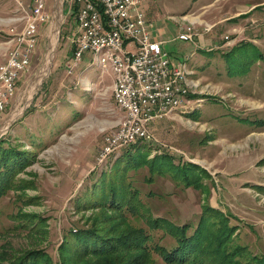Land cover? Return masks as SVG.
<instances>
[{
  "label": "rangeland",
  "instance_id": "374dc122",
  "mask_svg": "<svg viewBox=\"0 0 264 264\" xmlns=\"http://www.w3.org/2000/svg\"><path fill=\"white\" fill-rule=\"evenodd\" d=\"M19 1L0 0V60L12 33L22 28L16 19L23 13ZM46 2L49 17L29 67L0 113L4 144L35 154L13 178L23 189L0 198V249L43 248L58 261L67 231L103 213L92 207L102 191H91L104 188L111 170L148 149L150 157L157 154L152 160L157 172L150 176L143 166L129 171L128 178L154 216L193 228L209 204L237 224L235 243L264 255V0H138L137 10L151 22L150 32L162 41L171 63L185 64L188 100L149 122L150 139L109 154L103 153L107 138L118 131L122 117L111 73L88 50L68 68L75 28L71 0ZM186 25L194 36L183 41L177 35ZM184 177L195 181L184 187ZM87 204L92 208L83 209ZM20 210L44 216V229L17 228ZM133 221L149 230L142 220ZM153 233L159 244H174L168 234ZM97 258L87 261L99 264Z\"/></svg>",
  "mask_w": 264,
  "mask_h": 264
},
{
  "label": "trees",
  "instance_id": "16d2710c",
  "mask_svg": "<svg viewBox=\"0 0 264 264\" xmlns=\"http://www.w3.org/2000/svg\"><path fill=\"white\" fill-rule=\"evenodd\" d=\"M4 139H0V198L10 189H23V185L19 181L14 183L13 178L35 158V154L18 145L4 144ZM137 141L143 139L133 144ZM147 151L128 158L123 168L111 170L108 174L112 179L104 188L91 189L95 194L102 191V198L93 203L94 206L87 204L82 208L97 207L104 215L93 216L82 227L70 228L57 248L58 261L54 263L52 256L43 248L19 253L17 249H6L7 245H3L0 264H97L94 263L96 260L87 261L93 256L98 257L99 264H157L154 253L162 264H264V255L251 253L244 245L235 243L238 226L232 224L231 217L217 207L202 206L193 228L189 223L174 225L165 218L154 216L128 178L129 171L143 166L148 167L150 176L157 172L152 162L157 154L150 157ZM176 173L184 172L177 170ZM182 179L180 183L184 187L195 181L186 177ZM194 179L199 183L198 177ZM197 183L194 184L197 186ZM18 215L21 219L17 228L29 233L44 229L46 218L41 214L20 210ZM133 219L142 220L149 230L134 223ZM152 230H160L163 235L173 237L174 244L170 247L159 244Z\"/></svg>",
  "mask_w": 264,
  "mask_h": 264
},
{
  "label": "built area",
  "instance_id": "2783aa9c",
  "mask_svg": "<svg viewBox=\"0 0 264 264\" xmlns=\"http://www.w3.org/2000/svg\"><path fill=\"white\" fill-rule=\"evenodd\" d=\"M46 3L19 1L23 13L16 19L21 20L22 28H11V46L0 60V113L11 102L16 83L29 67L40 27L49 17ZM137 4L138 0L70 2L75 28L68 68L72 70L86 50L93 53L98 66L111 73L114 104L122 111L118 131L107 138L103 153L109 154L138 139H150L149 122L175 112L188 94L185 64L171 63L162 42L150 32L151 22L137 10ZM193 33L194 29L186 25L177 36L187 41Z\"/></svg>",
  "mask_w": 264,
  "mask_h": 264
},
{
  "label": "crops",
  "instance_id": "0c3cea01",
  "mask_svg": "<svg viewBox=\"0 0 264 264\" xmlns=\"http://www.w3.org/2000/svg\"><path fill=\"white\" fill-rule=\"evenodd\" d=\"M154 37V36H153ZM162 42V41H161Z\"/></svg>",
  "mask_w": 264,
  "mask_h": 264
}]
</instances>
